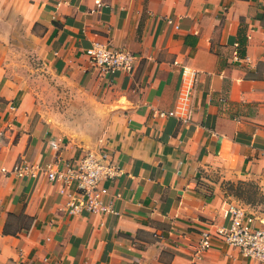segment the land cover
Returning a JSON list of instances; mask_svg holds the SVG:
<instances>
[{
	"label": "crops",
	"instance_id": "0c3cea01",
	"mask_svg": "<svg viewBox=\"0 0 264 264\" xmlns=\"http://www.w3.org/2000/svg\"><path fill=\"white\" fill-rule=\"evenodd\" d=\"M96 45L133 55L131 71L103 75ZM184 69L188 120L163 115ZM47 75L84 103L66 127L37 105ZM88 150L122 174L101 182L109 211L71 213L80 196L46 171ZM20 160L37 176L16 177ZM240 179L264 193V0H0V264H254L199 244L230 205L264 228V204L223 199Z\"/></svg>",
	"mask_w": 264,
	"mask_h": 264
},
{
	"label": "built area",
	"instance_id": "2783aa9c",
	"mask_svg": "<svg viewBox=\"0 0 264 264\" xmlns=\"http://www.w3.org/2000/svg\"><path fill=\"white\" fill-rule=\"evenodd\" d=\"M87 54L103 75L128 73L135 62V57L130 53L109 45H96L88 49ZM196 82V74L184 69L176 108L163 114L164 116L182 120L191 118ZM33 168L25 160H20L15 164L12 173L18 178L36 177ZM37 168L40 169V166ZM46 174L49 182L58 186L60 193L74 190L80 196V199L75 198L68 204L71 213H97L109 211V207L104 203L107 188L101 187V182L114 180L122 174V170L107 151L88 150L73 160L65 161L62 166H50ZM72 186L74 188H71ZM225 218L227 224L217 228L214 233H201V250L209 249L212 240L217 239L238 250L241 256L254 264H264V228L257 226L255 216L243 207L230 205Z\"/></svg>",
	"mask_w": 264,
	"mask_h": 264
},
{
	"label": "rangeland",
	"instance_id": "374dc122",
	"mask_svg": "<svg viewBox=\"0 0 264 264\" xmlns=\"http://www.w3.org/2000/svg\"><path fill=\"white\" fill-rule=\"evenodd\" d=\"M62 88L63 85L61 83L47 75L43 78V81H35L32 90L34 91L35 97L40 100L37 105L40 106L43 113L61 126H65L67 123V118H65L67 113L74 112L76 109H83L84 103H77L76 106L72 104L74 95L68 93L66 90H62ZM53 116L59 118L53 119ZM64 132L66 131L64 130ZM90 135L91 138H97L99 136V134L95 135L94 133H90ZM220 187L224 192L223 199L225 201L228 200L241 205L250 203L257 204L258 202L264 204L263 190L261 189V185L255 181H244L240 179L227 182L224 180L220 182ZM207 189L209 191L211 187L207 186Z\"/></svg>",
	"mask_w": 264,
	"mask_h": 264
}]
</instances>
